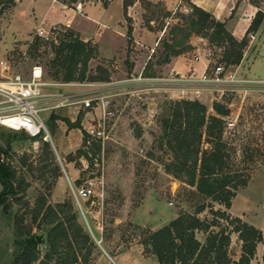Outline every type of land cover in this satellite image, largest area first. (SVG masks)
I'll use <instances>...</instances> for the list:
<instances>
[{"label": "rangeland", "instance_id": "obj_1", "mask_svg": "<svg viewBox=\"0 0 264 264\" xmlns=\"http://www.w3.org/2000/svg\"><path fill=\"white\" fill-rule=\"evenodd\" d=\"M16 1L18 4L13 19L3 24L4 36L0 40V64L6 59L15 60L19 63V71L25 77L29 76L34 65H40L47 81L65 83L62 80L52 79L55 72L51 63L54 53L49 44L39 42L37 52L35 49L29 51L30 46L34 45L35 38L34 32L29 34L35 24L33 10L36 9L40 18L47 14L46 20L56 23L64 19V13L60 11L62 8L56 6L54 10L49 11L51 0ZM59 1L73 11H77L79 5H83L82 12L87 6L104 8V5H89L88 0ZM169 1L176 3L179 0ZM255 1L264 10V0ZM118 2L119 0H113V6ZM155 2L157 4L153 5L154 3L145 0H130V5L126 7L125 12L128 27L126 41L109 39L105 46L102 40L95 43L93 40L90 41L96 49V55L89 62L87 80L69 83H95L88 78L105 75H108L109 81L96 82L98 85L93 88L69 86L49 88L51 91L56 90L67 94L94 90L89 93L91 95L87 96L88 98L105 96L111 101L110 111L113 116L106 122L109 140L106 143L103 183L99 185L104 190L103 200L83 201L81 207L84 213L81 211L72 197L70 183L65 175L67 169L68 175L74 180L76 170L72 165H66L65 161L61 160L56 141L62 138L68 143L75 144L82 138L80 148L74 149L75 151L66 157L67 162H73L78 169L80 150L86 137L85 132L88 128L99 124L101 111L98 109L97 102H94L89 109H85L80 104L60 109L53 114L61 121L57 123L58 120H50L51 116L48 114H42L50 131L51 140L47 142L55 156L54 160L45 155L44 140L32 139L24 133L13 132L0 126V146L8 151V155L2 158L15 168L17 172L15 186L18 189L17 195L9 197L8 211H5L3 207L0 208V264H14L15 258L22 253L18 243L23 242L27 237L19 236L18 232L21 228L31 226L33 238L36 234L45 232L42 231L41 220L47 206L57 208L59 204L71 202L79 222L92 236L96 246V241L100 242L102 233L105 245L115 253L129 250L138 244L147 232L165 225L167 221L176 218L179 214L195 213L199 205L210 202L209 199L199 195L194 188L166 173L164 163H166L167 153L158 148L155 140L161 134L158 118L163 114L166 102L200 98L203 102L210 104L206 93H202L203 89H215L216 94L220 92L215 85L204 83L197 78H183L181 75L168 73L161 61L166 45L171 42L172 27L177 23L185 26L188 21L180 16L183 13L177 9L169 11L160 0ZM187 4L185 2V5ZM131 5L134 6L133 16L129 17L127 12ZM117 9L116 7L115 12ZM9 12H6L4 16ZM247 12L249 7L243 11L245 14ZM135 24L140 29V33L136 36L139 40L141 39V44L134 36ZM68 30L78 35L74 30ZM15 34L25 38L18 40L15 48L6 55ZM189 42L196 45L187 56L189 61L195 62V55L208 59V54H212V62H209L204 78L211 77L215 64L221 61L223 49L196 35H193ZM254 42L257 46L255 53L258 57L257 61L263 65L264 31ZM253 52L254 49L251 54ZM24 53H27L26 57ZM259 68L261 73H264V67ZM79 74L80 72L77 71L76 77ZM257 90L262 92H254ZM263 90L251 88L247 92L245 90H240L242 92L238 90L237 93L227 92L222 99L231 110L224 139L232 149L234 169L246 176L250 175V178L252 173L264 163ZM209 112L212 113L210 110ZM77 120L82 126L80 132L69 128L68 121L75 123ZM70 131H72L71 135ZM137 133H141L140 138L136 137ZM61 178L64 179L65 184L59 186ZM72 180V184L75 185L76 182ZM57 189L59 194L56 196ZM2 191L3 187L0 183V193ZM43 200H45L44 210L38 220L33 222V210L38 205L41 206ZM141 205H144L138 215L141 225H136L132 223V219ZM213 207L215 210H224V207L218 204H213ZM243 209L264 212V166L253 175L249 188L239 195L235 210ZM200 218L211 220L212 216L209 210H206L200 214ZM21 219L23 227L19 225V222H22ZM51 227L46 228L50 230ZM206 236L203 232L197 233L199 240H205ZM232 240H238L236 235ZM37 248L41 252V258L34 264H45L43 258L48 248L40 245ZM97 248L98 246L92 250L90 258L97 255ZM137 250L136 248L134 256H137L144 264H149L142 259V256L145 258L151 256L145 252L141 254ZM63 252L74 254L82 259L86 249L79 250L77 243L73 242L71 246L64 245ZM237 252L238 246L235 242L230 250L231 257H237ZM55 260L51 264H55ZM132 262L137 263L136 260ZM95 263L96 261L92 259L89 264Z\"/></svg>", "mask_w": 264, "mask_h": 264}, {"label": "trees", "instance_id": "obj_2", "mask_svg": "<svg viewBox=\"0 0 264 264\" xmlns=\"http://www.w3.org/2000/svg\"><path fill=\"white\" fill-rule=\"evenodd\" d=\"M184 1L193 8V13L180 14L188 22L185 26L177 23L172 27L171 42L166 45L161 62L168 63L172 57L190 52L193 47L189 40L196 35L223 49L220 62L227 66H239L251 44L249 34L259 31L264 21V11L257 12L247 35L238 40L226 29L223 22L216 20L204 9L192 5L190 0ZM129 2L130 0H125V9ZM15 6V0H0V21L4 14ZM39 42L42 41L35 38L34 45L30 46L29 51L35 49L37 52ZM49 45L54 53L51 61L55 69L53 80H62L65 83L87 80L89 62L96 55V49L91 42L82 41L78 35L67 29L58 45ZM77 71L80 72L78 77ZM88 80L95 83L107 82L109 77L93 76ZM230 115L229 106L220 101L213 103L212 113L199 100L180 99L165 103L164 112L158 118L161 134L155 140L158 148L167 153L165 171L194 188L210 202L199 205L195 213L179 214L162 228L147 232L139 241L144 252L155 257L159 264H251L258 244H264V234L261 230L228 212L237 192L245 188L250 180V175L246 176L234 169L232 149L224 139ZM50 120L58 118L52 115ZM68 123L70 129H82L79 120ZM136 137L140 138L141 133H137ZM87 140L86 134L80 150L81 156L86 155ZM43 144L45 155L54 160L50 144L47 141H43ZM94 146L93 150L97 152L99 148L96 144ZM5 155H8V151L0 146V183L3 187L0 193V208L8 211L9 197L17 195L18 189L15 186L17 172L5 158H2ZM56 169L58 170V167ZM213 204L223 206L224 210H215ZM44 207L45 200L41 206L34 208L33 222L38 220ZM206 210H209L211 220L200 218V214ZM19 225L23 227V221L19 222ZM41 225L42 231L47 233L44 246L48 251L43 258L45 264H51L54 259L55 264L90 263L91 252L97 246L92 236L79 222L71 202L59 204L57 208L47 206L43 212ZM50 226L51 229L47 230L46 227ZM31 232V226L19 230V236L27 238L18 243L22 253L15 258L14 264H34L40 260L41 252L37 248L39 244L36 235L33 238ZM198 232L207 235L204 242L197 238ZM232 234H238L242 242V253L238 260H234L229 253ZM73 242L77 243L79 250L86 249L82 259L63 252L64 245L71 246Z\"/></svg>", "mask_w": 264, "mask_h": 264}, {"label": "crops", "instance_id": "obj_3", "mask_svg": "<svg viewBox=\"0 0 264 264\" xmlns=\"http://www.w3.org/2000/svg\"><path fill=\"white\" fill-rule=\"evenodd\" d=\"M145 1L149 3H154L153 5L157 4L155 2L156 0H145ZM160 1L163 3V6L169 11H173L174 9H177L178 7L185 6L184 0H179L176 3H172V1H169V0H160ZM169 3L171 4L169 5ZM190 3L194 6L204 9L205 11L213 15V17L216 20L223 22L225 24L226 29L238 40H242L247 35L248 29L250 28L257 12L259 10L264 11L261 7H259V3L256 2L255 0H227L226 2L225 0L224 1L223 0H190ZM17 4L18 3L16 1V6ZM16 6L8 13V15H5L0 21V35H1L0 40H2V36H4L3 24L5 21L7 20L10 21L11 19H13ZM56 6H60L62 8V10L60 11L64 13L63 15L64 19L56 23H51L48 20H46L47 14L43 18H40L36 13V9H34L32 12V15L35 18V24L33 25L29 34L33 32L35 33L36 29L39 27H47L51 25L52 26L56 25V26H59L65 29L74 30L78 34L79 38L84 42H90L93 40L95 43V42H100L102 40V44L105 46L109 39H113V40L119 39L123 42L126 41L128 27H127L126 13H125L126 12L125 0H119V2L115 6H113V0H111V2H106L104 4V8H101V9H97L96 7H93V6H87L86 8H84L83 12H82L83 6L81 7V9L79 6L77 11H73V9L64 5L60 1L58 3H53L51 0V9L49 11L54 10ZM116 7L118 8L117 12H115ZM248 7H249V12H247L246 14L243 13V11H245V9ZM133 8L134 6L132 5L128 8L127 13L129 17L133 16L132 14ZM263 31H264V21L259 31L257 33H253L254 39L251 41V44L249 46L247 53L245 54L243 61L241 62L239 66H235V68L238 71L237 72L238 77L240 79L264 81V73H261V70L259 68L260 66L264 67V64L263 65L261 63L259 64L257 61L258 57L255 54L257 50V46L254 42L258 40V37H260V34L263 33ZM137 33L138 34L140 33V29L137 27V24H135L134 36L136 37L137 42L141 44L140 42L141 39L139 40L136 36ZM22 38H25V37H22L16 34L14 35L13 42L10 45V47L7 49L6 55L9 54V52L15 48L17 41ZM191 45L193 47L192 50H194V47H196V45L193 43ZM253 49H254V52L253 54H251ZM188 55H189V52L179 57H172L168 63H163V65H165V68L168 71V73H171V74L175 73V75H181V77L183 78L190 77V79H193V78H197L198 80L203 79L208 70L209 60L207 58L204 59L200 55H195L194 56L195 62H191L187 58ZM196 57H199V59H196ZM254 92L258 93L262 91L257 90ZM202 93H206L205 95L206 97H208L210 104L203 102V100L200 98H198V100L204 103L209 108V110L212 111V105L215 101H219L218 98L220 97V93L216 94L215 89H203ZM57 122H61V121L58 120L56 121V123ZM79 130L80 129H77V131ZM71 134H72V131H70V135ZM56 141L58 144L57 152H59L61 156V160H64L66 165L68 164L72 165L74 169L76 170V177L74 180H72L70 176L68 175L67 169L66 170L64 169L67 180L69 181L70 185H73L71 180L77 183L78 182L77 180L80 177V174L78 170L75 168L73 162L71 161L67 162L66 157L68 156V154L80 148V145L82 143V138H80L78 143H75V144L68 143L67 140L62 139V138H59ZM263 166H264V163L260 165L252 173L251 178L248 182V185L245 188H242L237 192L236 197L233 199L231 209L228 212L233 217H239L243 221L255 226L257 229L261 230L264 234V212L249 211L248 209L247 210L243 209L242 211L235 210L236 203H237L240 193L243 190L249 188V186L251 185L252 179H253V175ZM64 184H65L64 179L61 178L58 185L62 186ZM58 194L59 192L57 189L56 196ZM143 207L144 205H141L140 207L137 208L136 210L137 214L132 219V223L136 225H141L140 224L141 222L138 221V215H139V212L143 210ZM171 220L167 221V223H169ZM167 223H165V225ZM163 226L164 225L157 227L156 229H154V231L162 228ZM235 235L238 240H232L233 236ZM200 241L204 242L205 240H200ZM96 242L98 246L97 248L98 253L97 255L95 254L94 257L90 258L91 260L93 259L96 261L95 264H133L132 261L134 260L137 261L136 264H144L142 260H139L137 256H134V252L136 251V248L138 249L137 251H140L141 254L144 252L143 246L140 245L139 243L136 244L135 246H132L129 250L127 249L122 252L113 253L108 249V246L105 245L104 238L102 237V233L100 237V242L99 241H96ZM235 242H237V246H238V252H237L238 256L233 259L238 260L242 253V242L239 240L238 234L232 235L230 250L232 249V246ZM142 259L146 261V263H149V264H159L156 258L153 256L148 257V258H145L144 256H142ZM251 264H264V244L263 243L258 244L255 258Z\"/></svg>", "mask_w": 264, "mask_h": 264}, {"label": "built area", "instance_id": "obj_4", "mask_svg": "<svg viewBox=\"0 0 264 264\" xmlns=\"http://www.w3.org/2000/svg\"><path fill=\"white\" fill-rule=\"evenodd\" d=\"M58 3L59 0H52ZM111 0H88L89 5H104ZM80 9L83 5H79ZM185 15L193 13L189 5L177 8ZM67 29L51 25L39 27L35 31V38L43 43L58 45L62 35ZM34 38V39H35ZM254 39V34H249ZM27 56V53H24ZM199 59V57H196ZM209 62H212V54H208ZM19 63L15 60L6 59L0 64V126L17 133H26L33 139L51 140L50 131L42 114L52 116L54 113L65 107L80 104L85 109L97 102L101 111L99 124L86 130L88 140L85 147V156L78 160V172L80 177L75 185H70L74 201L80 206L81 202L93 199L103 200L104 190L102 185V174L106 164V143L109 136L106 129V122L113 116L110 111L111 101L108 97L101 96L94 99L88 98L94 90L80 91L78 94H67L60 91H51L49 88L57 87H96V83H58L49 82L45 79L44 70L40 65L31 68L28 77L19 71ZM235 66H227L225 63H216L213 68V75L203 78L200 81L213 84L220 92V102L227 92H236L251 88L264 89V81L240 79ZM77 99L76 101H74ZM225 103V102H224ZM227 104V103H226ZM228 105V104H227ZM229 106V105H228ZM94 144L99 148L95 152ZM84 213V212H83Z\"/></svg>", "mask_w": 264, "mask_h": 264}, {"label": "water", "instance_id": "obj_5", "mask_svg": "<svg viewBox=\"0 0 264 264\" xmlns=\"http://www.w3.org/2000/svg\"><path fill=\"white\" fill-rule=\"evenodd\" d=\"M47 233L46 232H40L36 234V240L40 246H44L46 243Z\"/></svg>", "mask_w": 264, "mask_h": 264}]
</instances>
